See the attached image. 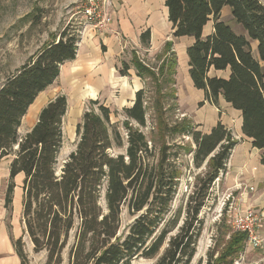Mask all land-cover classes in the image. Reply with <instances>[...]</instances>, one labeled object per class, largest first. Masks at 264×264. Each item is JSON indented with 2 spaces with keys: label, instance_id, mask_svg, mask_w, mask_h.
Returning a JSON list of instances; mask_svg holds the SVG:
<instances>
[{
  "label": "trees",
  "instance_id": "obj_1",
  "mask_svg": "<svg viewBox=\"0 0 264 264\" xmlns=\"http://www.w3.org/2000/svg\"><path fill=\"white\" fill-rule=\"evenodd\" d=\"M164 5L172 38L155 54L156 64H147L132 50L130 63L123 62L118 69L125 76L133 68L144 82L132 104L123 108L125 133L111 122L107 106L89 101L90 107L76 126L75 149L59 167L65 95L55 96L42 107L24 135L18 129L38 94L56 80L65 62L76 57L79 34L63 28L0 85V158L11 157L6 209L12 205L14 178L23 176L22 234L11 239L20 264H29L24 235L34 252H46L44 264L63 262L71 236L68 264H133L136 259L151 264L191 263L203 226L199 211L237 140L220 121L202 132L185 117L172 125L164 119L166 101L177 99L173 38H193L185 50L193 87L202 90L209 103L217 106L222 96L240 111L242 134L253 147L264 148V67L260 65L264 61V5L260 0H165ZM225 6L246 36L220 19ZM211 20L212 31L203 36ZM139 38L141 46L148 48L150 30L141 32ZM250 40L257 41L258 58ZM211 68L227 70L228 75L209 76ZM147 84L153 90L151 97ZM147 99L157 122L159 144L140 128L146 125ZM180 136L189 137L194 147L191 142L172 143ZM180 151L192 154L195 167L205 163L204 173L197 176L200 186L190 196L183 218L180 208L172 209L182 175L176 162ZM260 161L264 165V156ZM124 205L134 218L127 231L119 234ZM247 240V233L232 231L216 257L209 251L207 263L234 264Z\"/></svg>",
  "mask_w": 264,
  "mask_h": 264
},
{
  "label": "rangeland",
  "instance_id": "obj_2",
  "mask_svg": "<svg viewBox=\"0 0 264 264\" xmlns=\"http://www.w3.org/2000/svg\"><path fill=\"white\" fill-rule=\"evenodd\" d=\"M158 1V0H157ZM264 5V0H260ZM79 0H0V85L4 82L7 76L14 73L26 60L44 44L51 41L53 36L57 35L63 28L68 27L71 30L80 29L81 24L80 16L78 15ZM130 7L129 20L132 22L134 28L137 26L152 25V30H155L157 35H164L168 31V25L160 18L162 10L155 15L152 10L148 12L142 10L139 0H128ZM223 17L230 14V8L224 7ZM233 19V18H232ZM234 20V19H233ZM166 23V24H165ZM234 22L230 23L235 26ZM237 24V23H236ZM239 27H242L239 24ZM144 30V29H142ZM141 30V31H142ZM236 31L238 29H235ZM234 31V32H236ZM209 32V25L205 27L204 33ZM82 34H79L80 44ZM159 33V34H158ZM185 39V38H184ZM131 41V40H130ZM128 41L123 43L121 55L118 57L119 66L122 63H130L131 51L136 50L138 55L147 64L154 65L156 60L155 54H148L141 46L136 47L132 42ZM184 41V40H183ZM185 45L182 40H178L175 45L177 54V73L175 89H178L177 99H168L165 103L164 119L168 124L172 125L174 121L182 118L189 119L197 130L207 132V129L213 124V118H216V108L213 105L208 106L204 98L197 95V91L192 86V82L188 75V59L185 52ZM129 71V70H128ZM133 68H130L131 74L127 73L126 76L130 79L136 75ZM119 75V73H118ZM132 79H130L131 81ZM67 79L64 74L61 78L56 80L53 85L45 89L41 96H45L48 100L56 94L67 92L66 86ZM144 84H142V88ZM147 96L151 97L152 87L147 84ZM177 91V90H176ZM194 91V92H193ZM123 91L115 89L114 96L109 97L108 102L99 99L103 105L107 106L110 111L111 122L119 125L121 133H125L122 126L124 120L123 108L121 99H124ZM146 103V125L140 127L146 134L149 140L157 141L159 144L160 138L157 133L156 119L152 118V107L149 99ZM41 102L38 100L37 104ZM127 105L123 102V105ZM211 104V103H210ZM90 107L89 100H84L78 106L73 108L71 105L67 109L62 121L63 143L57 156V167H59L67 158L69 153L75 149L77 143L76 126L82 120L83 112ZM128 107V106H127ZM74 109L75 111H72ZM134 126L136 124L134 123ZM24 134V129L19 131V135ZM167 141H171L167 137ZM191 142L187 136L177 137L172 143H188ZM194 147L193 143L191 142ZM115 153L117 151H114ZM11 157L6 156L0 158V211L4 206L5 189L8 183L9 163ZM176 162L181 166L182 175L179 179L177 192L172 202V209L175 211L180 208L183 213L186 204L193 194L196 187L200 186L197 176L201 177L205 171V163L201 167H195L192 161V154L180 151ZM224 171L220 172L218 178L213 182L205 200L204 205L199 211V219L202 221V231L197 240L196 252L190 264H208V253L214 251V257L218 255V251L223 247V242L227 240L232 233L229 220L233 212V208H240L239 195L236 190L228 188L224 184ZM23 176L17 175L14 178L15 188L13 191L14 206L11 205L10 209H6L4 220L8 229L10 230V223L13 222L14 229L18 231V237L22 234L21 211H22V184ZM196 195L195 200L198 199ZM194 204V201L192 202ZM134 215H132L124 205L120 215V228L119 234H124L129 225L132 223ZM263 228L262 222L258 227L259 236L262 239L261 229ZM25 251L28 256L29 264H44L46 259V252H34L32 244L26 235L23 236ZM73 242V237L69 239L68 246L62 253L63 262L61 264H68V251L69 246ZM264 260V245L263 248H256L251 245H246L245 249L234 260V264H260ZM151 261L136 259L133 264H151Z\"/></svg>",
  "mask_w": 264,
  "mask_h": 264
},
{
  "label": "crops",
  "instance_id": "obj_3",
  "mask_svg": "<svg viewBox=\"0 0 264 264\" xmlns=\"http://www.w3.org/2000/svg\"><path fill=\"white\" fill-rule=\"evenodd\" d=\"M112 1L114 8L112 25L101 33L95 32L91 28H87L84 31L85 33L82 36L80 44L78 45L76 57L71 61L65 62L60 68V73L56 80L61 78L62 74L66 76L67 92H62L61 94L66 97L67 109L70 105L75 108V106H78L84 100H97L100 104H103L99 101L100 97L102 100L108 102V98L114 96L113 93L115 92V89L119 88L123 91L122 94L124 96V99H121L122 106H124V108L127 106L129 107L135 98V93L142 88L144 82L137 75L131 77V81L126 75H118V57L121 55L122 49L124 48L123 43L125 44L131 40L130 42L136 47H140V34L146 29H149V47L144 48V50L148 52V54H156L160 51L163 43L172 38L171 24L169 21H167V23L169 22L168 31H166L164 35H157L156 31L152 30V25H141L134 28L131 22L132 20H129L130 7L128 5V0ZM139 1L142 10L144 9L146 12L152 10V14L155 13V15L162 10L160 18L165 20L164 22L168 20L167 8L164 5L165 0ZM224 9L225 8L222 9L220 19L228 23L234 31H236L235 29H238L236 31L237 34H243L246 36V32L242 27H239V24L235 23V26L230 24L232 21L234 22L230 13L226 18L223 17ZM208 25L209 32L207 34L212 31L213 21H209L206 26ZM205 27L202 33L203 36L207 35L204 33ZM178 40H182L183 45H185V50L186 47L193 42L192 37L183 36L173 38L174 49ZM250 46L253 55L258 58L257 41L250 40ZM260 65L264 67V61H260ZM134 71H132L133 75ZM128 73L131 74L130 69ZM208 75L226 77L228 71H216L211 68ZM56 80H54V82ZM53 83L51 85H53ZM176 90L178 96L177 87ZM196 90V94L204 98V92L202 90ZM43 92H45V90L38 94L34 102L28 108L18 129V133L21 129H24V134L29 131V129L36 123L41 108L55 96L59 95L56 94L48 100L45 96H41ZM39 99H41V102L36 105ZM123 102H126L127 105H123ZM204 103L208 106L213 105L208 101ZM213 107L215 106L213 105ZM215 108L217 110L216 118H213V124L207 129V132L217 121H220L231 131L232 136L237 140V143L232 148L229 159L226 163V168L224 170V184L228 188L236 190L239 195V206L241 209L253 208L258 214H261L264 217V165L260 161L261 157L264 156V148L257 149L253 147L251 145V140L242 134V118L240 111L233 109L223 100L222 96L219 97L217 107ZM72 111L75 110L72 109ZM19 175L21 176V174ZM250 187L253 189L250 190ZM14 199L12 205L14 204ZM2 207L3 208L0 211V264H20L11 240L18 238V231L14 229L13 222L10 223V230L8 229L4 220L6 208L4 206ZM262 224V243L258 248H263L264 245V218Z\"/></svg>",
  "mask_w": 264,
  "mask_h": 264
},
{
  "label": "built area",
  "instance_id": "obj_4",
  "mask_svg": "<svg viewBox=\"0 0 264 264\" xmlns=\"http://www.w3.org/2000/svg\"><path fill=\"white\" fill-rule=\"evenodd\" d=\"M113 1L112 0H79L78 15L80 16V29L75 30L82 34L87 28L101 33L113 22ZM253 188L250 187V190ZM253 208H233L229 224L232 231L247 233V245L260 247L262 240L258 233V227L263 220Z\"/></svg>",
  "mask_w": 264,
  "mask_h": 264
},
{
  "label": "water",
  "instance_id": "obj_5",
  "mask_svg": "<svg viewBox=\"0 0 264 264\" xmlns=\"http://www.w3.org/2000/svg\"><path fill=\"white\" fill-rule=\"evenodd\" d=\"M16 148V147H15Z\"/></svg>",
  "mask_w": 264,
  "mask_h": 264
}]
</instances>
